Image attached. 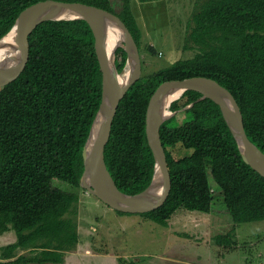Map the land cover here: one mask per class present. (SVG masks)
<instances>
[{
    "label": "trees",
    "instance_id": "16d2710c",
    "mask_svg": "<svg viewBox=\"0 0 264 264\" xmlns=\"http://www.w3.org/2000/svg\"><path fill=\"white\" fill-rule=\"evenodd\" d=\"M39 1L0 0V38L22 10ZM63 1L116 13L141 51L143 32L132 0H120V12L113 0ZM194 8L184 43L185 50H197L194 56L142 75L113 120L105 160L119 189L128 194L152 181L155 158L146 113L151 96L166 81L206 76L228 88L240 105L248 137L264 152V0H195ZM28 42L25 69L0 88V234L10 229L17 234L16 242L1 249L0 264H65L61 251L75 248L78 236L63 216L78 194L54 180L83 188V147L101 103L102 72L93 31L84 19L43 21ZM127 58L119 47L118 71ZM200 97L185 91L171 104L178 112L161 126L172 182L167 200L156 210L132 214L167 225L180 208L209 213L217 196L213 179L234 224L264 220V177L243 160L220 106ZM18 249L30 254L15 253Z\"/></svg>",
    "mask_w": 264,
    "mask_h": 264
},
{
    "label": "rangeland",
    "instance_id": "374dc122",
    "mask_svg": "<svg viewBox=\"0 0 264 264\" xmlns=\"http://www.w3.org/2000/svg\"><path fill=\"white\" fill-rule=\"evenodd\" d=\"M113 2L120 12L121 1ZM131 3L143 32L140 51L143 76L194 56L197 50H185L184 43L195 0ZM211 182L217 195L211 212L180 208L167 225H162L141 214L119 213L84 188H73L55 179L58 187L78 194L74 207L63 216L78 236V243L71 250L92 251L90 259L80 254L72 261L71 256H66L67 263L117 264V260H137L147 264H264V220L234 224L213 179ZM225 235L228 238L217 241ZM13 237L17 240L13 229L2 233L0 248L13 243ZM98 253L105 257H98ZM0 260H4L1 251Z\"/></svg>",
    "mask_w": 264,
    "mask_h": 264
},
{
    "label": "water",
    "instance_id": "95a60500",
    "mask_svg": "<svg viewBox=\"0 0 264 264\" xmlns=\"http://www.w3.org/2000/svg\"><path fill=\"white\" fill-rule=\"evenodd\" d=\"M44 10L60 11L68 15L56 18L41 17L40 14ZM71 19H84L90 25L102 72L101 103L83 147L85 168L80 182L83 188L113 209L125 213H146L161 207L170 194L172 182L160 130L162 124L176 111H172V116L164 118L160 112V99L166 93L175 91H180V98L187 90L201 93L198 100L210 98L220 106L243 160L264 177V152L248 137L243 113L235 96L215 79L193 76L163 82L151 96L146 113V134L155 158L153 178L150 185L139 193L128 194L120 190L107 167L105 147L121 100L142 76V60L132 32L119 15L95 5L63 0H43L26 7L18 15L11 30L0 38V47L5 39H13L9 57L4 67L0 68V88L15 80L25 69L30 55L28 39L40 23L47 20ZM113 27L121 30L122 39L114 49L112 66L117 74H122L128 69L124 83L119 80L115 82L106 57V41ZM119 47L126 50L128 57L121 72L116 66V51ZM191 106L192 104L186 108Z\"/></svg>",
    "mask_w": 264,
    "mask_h": 264
},
{
    "label": "bare ground",
    "instance_id": "6f19581e",
    "mask_svg": "<svg viewBox=\"0 0 264 264\" xmlns=\"http://www.w3.org/2000/svg\"><path fill=\"white\" fill-rule=\"evenodd\" d=\"M41 17L49 16V17H65L68 14L67 13H61L60 11H54V10H44L41 12ZM122 39V32L117 27H113L110 29L108 33V39L106 41V57L108 60V65L110 69L112 70V74L114 76L115 82L120 81V83H124L125 77L127 75L128 69L122 74L115 73L113 66H112V60H113V53L115 47L121 42ZM4 44L0 47V68L4 67L5 61L9 57V51L13 44V39L8 38L5 39ZM7 44V46H6ZM14 46V45H13ZM13 62V61H12ZM11 62V63H12ZM180 91L175 92H169L166 93L161 99H160V112L162 113L164 118L170 117L172 114L171 110V104L173 101L179 99Z\"/></svg>",
    "mask_w": 264,
    "mask_h": 264
},
{
    "label": "crops",
    "instance_id": "0c3cea01",
    "mask_svg": "<svg viewBox=\"0 0 264 264\" xmlns=\"http://www.w3.org/2000/svg\"><path fill=\"white\" fill-rule=\"evenodd\" d=\"M90 193V192H89ZM92 194V193H91ZM94 195V194H93ZM96 196V195H95ZM97 197V196H96ZM12 229H10L9 231H11ZM7 233V232H6ZM4 234V233H3ZM1 235V234H0ZM12 241L13 242H16V239H14V237H13V239H12ZM6 246V245H5ZM0 251H1V248H0ZM20 251V252H19ZM18 251V253H24V254H26V255H29L30 254V250H19ZM78 250H71V251H68L67 253H64V263L65 264H68L67 262H68V260H67V257L66 256H71L70 257V260H77V258L79 257V256H81L80 254H82V256H87L89 259H90V256H91V253H92V251H90V250H86V251H84V252H78ZM104 253V252H103ZM103 253H98L99 254V256L98 257H105L104 255H103ZM97 254V255H98ZM101 254V255H100ZM97 257V258H98ZM135 261H137V260H135ZM138 262H140V261H138ZM31 264H39V263H31ZM41 264H53V263H41ZM117 264H121V262H120V260L118 261L117 260Z\"/></svg>",
    "mask_w": 264,
    "mask_h": 264
}]
</instances>
